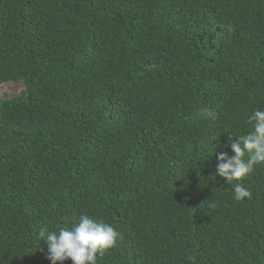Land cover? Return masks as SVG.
Masks as SVG:
<instances>
[{
    "label": "trees",
    "instance_id": "1",
    "mask_svg": "<svg viewBox=\"0 0 264 264\" xmlns=\"http://www.w3.org/2000/svg\"><path fill=\"white\" fill-rule=\"evenodd\" d=\"M7 81L0 264L81 214L121 234L98 264H264V165L216 174L264 110V0H0Z\"/></svg>",
    "mask_w": 264,
    "mask_h": 264
},
{
    "label": "clouds",
    "instance_id": "2",
    "mask_svg": "<svg viewBox=\"0 0 264 264\" xmlns=\"http://www.w3.org/2000/svg\"><path fill=\"white\" fill-rule=\"evenodd\" d=\"M248 122L251 131L237 136L229 145L234 154L229 156L227 152H219L216 155V174L227 183L241 181L254 171L255 165H264V110L255 109ZM233 190L235 200L251 199V191L241 183H235ZM120 235L113 225L104 220L81 214L71 228L50 231L46 225L40 227L36 239L39 243H46V258L50 264H63L68 259L71 264H98V256L103 257L105 252L114 248ZM188 259L191 264H196L195 256Z\"/></svg>",
    "mask_w": 264,
    "mask_h": 264
},
{
    "label": "rangeland",
    "instance_id": "3",
    "mask_svg": "<svg viewBox=\"0 0 264 264\" xmlns=\"http://www.w3.org/2000/svg\"><path fill=\"white\" fill-rule=\"evenodd\" d=\"M23 82L7 81L0 84V99L19 96L24 90Z\"/></svg>",
    "mask_w": 264,
    "mask_h": 264
}]
</instances>
